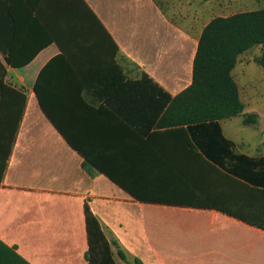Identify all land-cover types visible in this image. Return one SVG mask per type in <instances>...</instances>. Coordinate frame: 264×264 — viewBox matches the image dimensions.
Returning <instances> with one entry per match:
<instances>
[{
  "label": "crops",
  "instance_id": "crops-1",
  "mask_svg": "<svg viewBox=\"0 0 264 264\" xmlns=\"http://www.w3.org/2000/svg\"><path fill=\"white\" fill-rule=\"evenodd\" d=\"M83 1L117 47L126 78L144 73L171 97L191 85L210 20L169 11L171 0ZM76 4L0 0V242L28 264H87V206L116 264H264V230L203 206L229 201L222 173L245 170V161L226 155L227 168L216 166L167 109L152 122L140 106L131 124L88 92L81 76L111 44L96 38L93 16ZM36 13L49 30L30 26ZM48 33L62 46L48 42L23 66L12 65L22 46L25 60ZM35 86L67 136L120 185L70 146L43 113ZM244 105L218 124L234 155L259 158L264 120Z\"/></svg>",
  "mask_w": 264,
  "mask_h": 264
},
{
  "label": "trees",
  "instance_id": "trees-1",
  "mask_svg": "<svg viewBox=\"0 0 264 264\" xmlns=\"http://www.w3.org/2000/svg\"><path fill=\"white\" fill-rule=\"evenodd\" d=\"M76 1L79 9L83 7L90 17L93 16L83 0ZM93 18L96 38L101 36L105 42L109 41L111 46L109 49L103 47L99 51L100 59L86 67L87 77L81 76L82 84L89 90L88 92L131 124L134 122V109H139L140 106L145 119L151 117L152 122L167 109L166 114L173 116L172 124H184L188 127L192 135V148H198L203 152L210 150V153L206 152L205 158L216 166L226 169L228 156L239 163L245 161V170L228 171L231 175L222 173L229 187V201L203 206L214 208L250 226L264 230V156L249 158L244 155H234L233 143L224 138L218 124L219 120L241 115L245 107L240 98L238 85L232 76L239 56L252 47L260 45L262 50L256 58V63L264 69V8L212 18L204 26L198 41L193 61L192 83L175 97H171L144 73L135 80L126 78L116 60L117 47L97 18L94 16ZM35 24L41 25L43 31L49 30L47 21L41 18L40 13L35 14L30 26ZM53 41L62 46L57 33H48L45 42L39 44L25 60H20V51L24 49L22 46L12 65L23 66L39 48ZM35 92L43 113L70 146L120 185L117 179L102 170L97 163L90 161L84 151L67 136L51 110L45 106L37 86ZM254 118L248 115L245 122L251 123ZM222 158L226 161L224 162ZM216 166L212 165L214 169L217 168ZM122 188L129 193L132 192L127 187L122 186ZM132 196L141 199L133 192ZM84 214L90 254L87 264H116L111 243L99 220L87 206L84 208ZM113 244L115 245L114 242ZM117 254L119 258L126 260L121 250H118ZM0 264L28 263L0 242ZM127 264L143 263L138 258H134Z\"/></svg>",
  "mask_w": 264,
  "mask_h": 264
},
{
  "label": "rangeland",
  "instance_id": "rangeland-1",
  "mask_svg": "<svg viewBox=\"0 0 264 264\" xmlns=\"http://www.w3.org/2000/svg\"><path fill=\"white\" fill-rule=\"evenodd\" d=\"M171 4V12L180 8L191 16V13L198 11L202 22L217 16L264 8V0H171ZM261 50V46L257 45L240 55L233 77L239 86L242 101L264 120V69L256 63ZM172 254L182 256V253Z\"/></svg>",
  "mask_w": 264,
  "mask_h": 264
}]
</instances>
